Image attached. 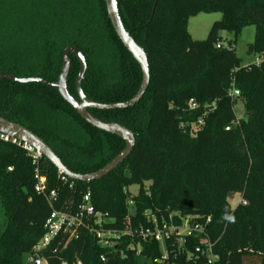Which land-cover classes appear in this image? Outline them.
<instances>
[{
  "label": "trees",
  "instance_id": "trees-1",
  "mask_svg": "<svg viewBox=\"0 0 264 264\" xmlns=\"http://www.w3.org/2000/svg\"><path fill=\"white\" fill-rule=\"evenodd\" d=\"M117 1L125 28L147 53L150 82L133 106L89 111L130 128L136 143L109 174L74 180L73 185L42 156L48 190L58 192L56 208L78 212L90 190L95 209L115 220L105 225L117 226L129 214L126 189L139 184L133 197L139 216L157 207L212 214L209 234L216 241L219 264H264V61L245 67L234 42L231 48L217 47L220 31L237 37L245 26L254 25L249 51L263 53L264 0ZM200 12H222L203 40L189 32L190 18ZM70 44L86 56L82 88L87 98L116 103L135 96L142 68L116 33L105 0H0V72L55 82ZM79 70V59L71 54L68 90L75 98ZM232 72L240 91L236 100L229 96ZM191 99L198 108L189 109ZM238 100L244 115L235 124ZM205 110V123L193 135L190 125ZM0 114L42 137L77 173L99 170L126 147L123 138L84 120L58 88L39 82L0 78ZM36 182L29 153L0 138V207L5 217L0 264H32L51 213L35 190ZM235 193L247 203L232 209L228 198ZM65 241L57 239L38 255L48 264H75L77 259L83 264H158L154 259L160 255L158 245L146 244L140 255L131 251L121 258L106 252L102 260L104 250L85 228L78 238ZM171 260L204 264L202 259L187 262L184 256Z\"/></svg>",
  "mask_w": 264,
  "mask_h": 264
},
{
  "label": "built area",
  "instance_id": "built-area-1",
  "mask_svg": "<svg viewBox=\"0 0 264 264\" xmlns=\"http://www.w3.org/2000/svg\"><path fill=\"white\" fill-rule=\"evenodd\" d=\"M232 43L229 41L224 44L218 41V48H231ZM264 61V52L255 54L254 60L245 67L251 65H260ZM229 96L236 100L240 96V91L235 85V76L231 75V88ZM215 105V102L213 103ZM199 103L191 99L189 109L198 108ZM208 112L205 110L198 117V120L190 125V132L196 135L197 130L205 123ZM242 116H237L234 120L238 124ZM183 126H186L183 124ZM227 130L230 126L226 127ZM0 138L5 141H11L22 146L32 157L35 164V178L37 179L35 190L42 195L51 207V213L45 221V233L39 240L31 256V263L34 257L41 250L52 246L57 239L66 237L65 245L74 238H78L80 230L85 228L97 239L98 245L104 250L101 259L105 260L106 252H114L126 258L128 252L142 254L146 244H156L160 248V255L154 261L158 264H177L171 259L184 256L188 262H197L202 259L204 264H219L220 254L215 251L216 241H213L209 234V229L213 221L212 214L204 213H184L180 210L167 208H149L140 216L134 208V199L130 197L128 208L129 214L122 224L117 226H106L105 223L115 221L107 218L102 212L97 211L91 202V191L89 190L83 198V202L78 212L73 213L69 210L56 208L58 201V192L48 190L47 177L41 173L40 158L43 156L33 146L21 141L18 138L11 137L5 133H0ZM62 180L68 181L70 178L59 171ZM72 180V179H70ZM74 180L70 185H73ZM129 190V189H126ZM238 197L234 205L232 201ZM236 197V198H237ZM230 206L235 209L239 204H246L247 200L242 197L241 193H235L229 196ZM40 257V256H39ZM47 263L45 259L42 258ZM42 264V262H41ZM63 264H66L64 262ZM75 264H83L77 259Z\"/></svg>",
  "mask_w": 264,
  "mask_h": 264
},
{
  "label": "water",
  "instance_id": "water-1",
  "mask_svg": "<svg viewBox=\"0 0 264 264\" xmlns=\"http://www.w3.org/2000/svg\"><path fill=\"white\" fill-rule=\"evenodd\" d=\"M105 3L109 18L116 33L122 40L125 47L133 54L134 58L138 61L142 68L143 80L141 86L135 96L130 100L116 103H102L87 98L82 88V81L85 78V73L87 70L86 56L81 48L74 44H70L64 49L63 65L59 78L55 82H50L38 76L23 77L7 72H0V78L10 79L14 82H39L48 86H54L58 88L63 98L74 107V109L84 120H86L91 125L99 128L100 130L115 134L125 140L126 147L105 166L95 172L81 174L70 170L63 163L61 158L56 154L53 148L42 137L34 133L31 129L24 126L23 124L11 121L0 114V133H5L11 137L18 138L21 141L33 146L43 156L50 160L58 168L59 171H61L72 180L91 181L104 177L105 175L113 171L129 156L136 143L135 133L130 128L116 121L107 122L101 120L94 114H92L89 109L95 108L109 110L133 106L140 101V99L146 92L150 82V68L147 53L144 47L138 44L132 37L131 33L125 28L119 12L118 1L105 0ZM71 54L76 55L80 62V70L76 79V88L79 98H75L68 90V75L71 67ZM41 262L42 258L36 255L32 264H41Z\"/></svg>",
  "mask_w": 264,
  "mask_h": 264
},
{
  "label": "rangeland",
  "instance_id": "rangeland-1",
  "mask_svg": "<svg viewBox=\"0 0 264 264\" xmlns=\"http://www.w3.org/2000/svg\"><path fill=\"white\" fill-rule=\"evenodd\" d=\"M222 18V12H200L194 16H192L189 20V32L193 36L194 39L203 40L208 36L209 30L214 23V21ZM255 26L247 25L245 26L240 34L235 37L234 33L228 30L220 31L219 33V41L226 44L229 41L234 42L236 45V53L241 58V64L243 66L254 60L255 54L250 53L249 49L251 44L255 39ZM235 112L237 116L244 115V104L242 100L236 101L234 106ZM149 182L145 183V187H148ZM139 184H133L129 187L130 197H134L138 194ZM235 196V200L232 201V205L235 204L238 197ZM4 213L3 209L0 207V230L4 227ZM42 264H46L44 260H42Z\"/></svg>",
  "mask_w": 264,
  "mask_h": 264
},
{
  "label": "clouds",
  "instance_id": "clouds-1",
  "mask_svg": "<svg viewBox=\"0 0 264 264\" xmlns=\"http://www.w3.org/2000/svg\"><path fill=\"white\" fill-rule=\"evenodd\" d=\"M226 219L234 221V217H232V216H227Z\"/></svg>",
  "mask_w": 264,
  "mask_h": 264
}]
</instances>
